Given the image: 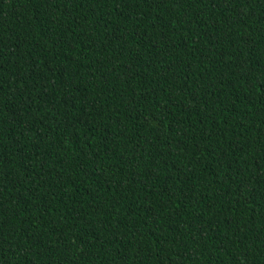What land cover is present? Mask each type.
<instances>
[{"label":"trees","instance_id":"16d2710c","mask_svg":"<svg viewBox=\"0 0 264 264\" xmlns=\"http://www.w3.org/2000/svg\"><path fill=\"white\" fill-rule=\"evenodd\" d=\"M0 264H264V0H0Z\"/></svg>","mask_w":264,"mask_h":264}]
</instances>
